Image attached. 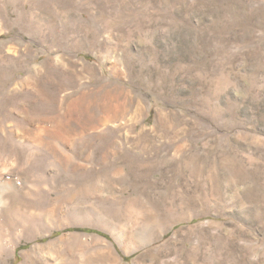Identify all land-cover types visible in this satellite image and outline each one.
<instances>
[{
    "label": "rangeland",
    "instance_id": "rangeland-1",
    "mask_svg": "<svg viewBox=\"0 0 264 264\" xmlns=\"http://www.w3.org/2000/svg\"><path fill=\"white\" fill-rule=\"evenodd\" d=\"M0 264H264V0H0Z\"/></svg>",
    "mask_w": 264,
    "mask_h": 264
},
{
    "label": "trees",
    "instance_id": "trees-1",
    "mask_svg": "<svg viewBox=\"0 0 264 264\" xmlns=\"http://www.w3.org/2000/svg\"><path fill=\"white\" fill-rule=\"evenodd\" d=\"M72 231H81V232H84V233H96V234H99V235H102V236H105L103 233L101 232H98V231H94V230H90V229H84V230H80V229H70V230H67V232H72ZM23 247H20L19 250L17 252L20 251V249H22Z\"/></svg>",
    "mask_w": 264,
    "mask_h": 264
}]
</instances>
